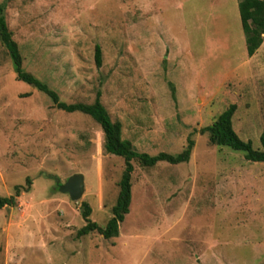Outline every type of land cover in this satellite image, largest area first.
I'll return each instance as SVG.
<instances>
[{
	"label": "rangeland",
	"instance_id": "374dc122",
	"mask_svg": "<svg viewBox=\"0 0 264 264\" xmlns=\"http://www.w3.org/2000/svg\"><path fill=\"white\" fill-rule=\"evenodd\" d=\"M238 3L0 0L24 69L62 101L92 103L101 90L139 152L177 155L195 140L186 162L133 160L117 237L79 236L84 201L107 224L125 158L105 152L92 116L17 79L0 41V196L32 178L0 209V264H264V162L200 131L235 103V131L262 148L264 44L248 55ZM79 173L85 190L73 200L60 185Z\"/></svg>",
	"mask_w": 264,
	"mask_h": 264
},
{
	"label": "trees",
	"instance_id": "16d2710c",
	"mask_svg": "<svg viewBox=\"0 0 264 264\" xmlns=\"http://www.w3.org/2000/svg\"><path fill=\"white\" fill-rule=\"evenodd\" d=\"M239 12L242 28L245 33L246 47L249 56H253L261 47L264 41V0H239ZM6 7L0 4V41L7 48L13 61L17 79L22 80L34 88H37L49 95L55 106L67 112L80 111L92 116L101 126L104 136L103 148L106 153L115 154L125 158V169L119 180V194L116 204L112 207V215L105 226L100 225L91 219L92 207L89 202L82 203V216L86 224L78 230V235H87L98 231L104 238L117 237L120 231V224L124 221L130 211L132 201V173L134 171L133 160H138L142 166L151 167L159 161H167L178 164L190 160L195 140L189 138L185 149L173 155L167 152H160L151 155L146 152L137 151L132 142L122 138V124L113 120L110 112L101 100L102 92L98 90L92 103L73 102L67 103L60 99L58 92L52 89L47 83L36 77L33 73L23 67V57L17 41L10 30L6 14ZM102 49L96 46L95 60L97 66L102 64ZM237 104H230L210 125L200 129L202 134L209 135V141L218 146H227L233 150L245 153L246 159L253 162H264V132L261 135L262 148H255L251 140H243L233 127V116ZM32 178L28 176L25 184L14 186V194L0 196V209L5 206H15L17 198L23 192L31 189Z\"/></svg>",
	"mask_w": 264,
	"mask_h": 264
},
{
	"label": "water",
	"instance_id": "95a60500",
	"mask_svg": "<svg viewBox=\"0 0 264 264\" xmlns=\"http://www.w3.org/2000/svg\"><path fill=\"white\" fill-rule=\"evenodd\" d=\"M60 190L69 193L73 200L80 199L85 190L84 176L81 173L70 176L64 184L60 185Z\"/></svg>",
	"mask_w": 264,
	"mask_h": 264
},
{
	"label": "crops",
	"instance_id": "0c3cea01",
	"mask_svg": "<svg viewBox=\"0 0 264 264\" xmlns=\"http://www.w3.org/2000/svg\"><path fill=\"white\" fill-rule=\"evenodd\" d=\"M238 4H239V3H238ZM238 7H239V5H238ZM263 44H264V41H263V43H262L261 47L263 46ZM261 47H260L258 50H260V49H261ZM255 54H256V53H255ZM255 54H254V55H255Z\"/></svg>",
	"mask_w": 264,
	"mask_h": 264
}]
</instances>
